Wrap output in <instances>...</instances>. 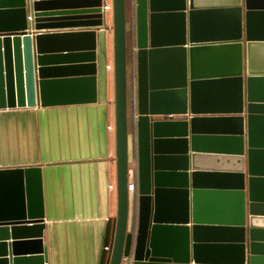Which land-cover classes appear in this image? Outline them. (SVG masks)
Instances as JSON below:
<instances>
[{
	"label": "crops",
	"instance_id": "1",
	"mask_svg": "<svg viewBox=\"0 0 264 264\" xmlns=\"http://www.w3.org/2000/svg\"><path fill=\"white\" fill-rule=\"evenodd\" d=\"M129 1L127 31L132 34V44L127 62L128 181L134 189L129 191L127 230L135 240L139 216L135 121L137 18L134 0ZM189 2L186 0L184 18L187 40L192 28L199 44L209 46L193 56V76L198 82L211 83L198 88V95L202 96L199 105L207 110H218L241 98L244 112L231 116L242 117L243 123L236 122L231 134L204 131L198 146L204 148L205 153L192 152L189 137L184 149L177 142H169L173 138L168 137L161 150L167 158L159 162L158 168L164 174H175L185 165L189 184L191 172L205 173L198 174L195 182L212 191L211 196H200L198 203V222L200 226L205 224L211 235L207 240L214 244L244 243L246 254L250 245L255 256L264 260V42L245 41V12L261 11L264 0H192L193 9ZM179 4L177 0H158L164 14L172 13ZM102 5L111 7L112 0H102ZM254 22L253 37H261L259 30L264 25V17L257 16ZM156 29L172 42L181 25L170 18H159ZM72 30L80 29L55 31ZM95 51V103L0 110V170L40 169L45 264H109L117 213L110 11L104 12L103 25L96 30ZM161 64L160 71L164 75H169L172 67L174 72L178 70L173 57L162 58ZM209 97L213 101L207 104L204 101ZM248 104L260 111L256 113L259 116L248 120ZM201 115L230 117L218 113ZM167 117L157 115L154 119L167 120ZM183 118L174 115L173 120ZM239 127L241 133L236 130ZM182 152L187 154L184 165H181L183 161L169 157ZM174 179L165 177L158 183L162 190L159 204L162 220L179 218L183 197L176 193V186L181 183ZM151 187L153 190V183ZM187 226H191V222ZM2 242L7 246V264H12L13 254L25 259L37 256L34 246H20L15 253L9 232L7 240ZM229 251L210 250V256L231 262L235 258Z\"/></svg>",
	"mask_w": 264,
	"mask_h": 264
},
{
	"label": "water",
	"instance_id": "2",
	"mask_svg": "<svg viewBox=\"0 0 264 264\" xmlns=\"http://www.w3.org/2000/svg\"><path fill=\"white\" fill-rule=\"evenodd\" d=\"M177 1L179 6L172 9V13L164 14L158 7V0H134L139 194L138 228L134 240L127 230L126 0H112L117 213L109 264H121L122 259L128 257H131L132 264H260L264 260L255 256L250 245L246 254L244 243L214 244L207 240L211 235L205 224L200 226L198 222V203L200 196H211L212 191L195 182V177L205 174L203 172H191L189 184L188 170L184 165L185 152L169 156L183 161L184 168H178L180 172L164 174L158 168L159 162L167 158L161 150L168 137L173 138L169 142L179 143L182 149L189 137L192 152L205 153L204 148L198 146L204 131L231 134L236 122L243 123L242 117L231 116L244 112L241 98L237 103L218 110H207L199 105L202 96L199 97L198 88L211 83L198 82L193 76V56L209 46L199 44L192 28L187 40L184 24L186 0ZM189 3L193 9L192 0ZM257 16L264 17V7L261 11L245 12L247 43L264 42V25L259 30L262 36L253 37ZM103 17L102 0H0V110L95 103V38L96 30L103 25ZM159 18H170L181 25L174 41L157 31ZM28 29L37 33L32 34ZM64 29L80 30L55 31ZM171 57L176 60L178 70L174 72L172 67V72L164 75L160 71L163 69L161 59ZM212 101L209 97L204 102ZM249 101L254 103L251 99ZM215 113L230 117L201 115ZM256 113L260 111L248 104V120L259 116ZM157 115L168 117L167 120H155ZM174 115L184 118L173 120ZM236 130L242 132L241 127ZM208 138L206 135L205 139ZM165 177L181 183L176 186V193L183 197L178 220L161 219L162 190L158 183ZM251 205L249 203L250 208ZM43 217L40 169L0 170V264L9 262L7 246L2 242L7 240L8 232L13 236L11 246L15 253L20 246L26 245L34 246L37 255L25 259L13 254L12 264L46 263L42 244ZM190 222L191 226H187ZM217 249L230 250L235 259L221 262L211 257L210 250Z\"/></svg>",
	"mask_w": 264,
	"mask_h": 264
},
{
	"label": "trees",
	"instance_id": "3",
	"mask_svg": "<svg viewBox=\"0 0 264 264\" xmlns=\"http://www.w3.org/2000/svg\"><path fill=\"white\" fill-rule=\"evenodd\" d=\"M130 2L128 0H126V27H127V23H128V8H129ZM132 34L131 32L127 31L126 28V50H127V62L129 59V53H130V46L132 44ZM127 80H128V76H127ZM127 105L129 106V94H128V84H127Z\"/></svg>",
	"mask_w": 264,
	"mask_h": 264
},
{
	"label": "built area",
	"instance_id": "4",
	"mask_svg": "<svg viewBox=\"0 0 264 264\" xmlns=\"http://www.w3.org/2000/svg\"><path fill=\"white\" fill-rule=\"evenodd\" d=\"M102 11H111V7L107 6V5H102ZM108 129H112L111 127H109ZM134 189V186L133 184L129 183L128 181V190L129 191H133ZM107 249V248H106ZM122 263L121 264H132V259L131 257H128V258H123L122 259Z\"/></svg>",
	"mask_w": 264,
	"mask_h": 264
},
{
	"label": "rangeland",
	"instance_id": "5",
	"mask_svg": "<svg viewBox=\"0 0 264 264\" xmlns=\"http://www.w3.org/2000/svg\"><path fill=\"white\" fill-rule=\"evenodd\" d=\"M128 1H129V0H128ZM129 2H130V1H129ZM129 6H130V5H129ZM111 11H112V6H111ZM111 11H110V12H111ZM126 28H127V27H126ZM112 72H113V70H112Z\"/></svg>",
	"mask_w": 264,
	"mask_h": 264
}]
</instances>
